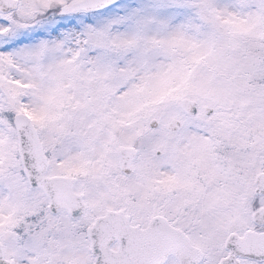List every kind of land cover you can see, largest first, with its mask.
Here are the masks:
<instances>
[{
    "label": "rangeland",
    "instance_id": "rangeland-1",
    "mask_svg": "<svg viewBox=\"0 0 264 264\" xmlns=\"http://www.w3.org/2000/svg\"><path fill=\"white\" fill-rule=\"evenodd\" d=\"M32 1L22 0L13 16L26 11L37 18L47 3H63ZM77 17L43 14L16 24L9 41L0 38V238L9 241L3 225L18 223V210L36 209L22 207L27 191L11 173L14 109L27 111L43 148L52 143L51 131L62 146L65 138L78 142L73 132L104 131L106 124L134 132L155 118L162 163L171 154L177 164L174 184L191 185L200 176L224 186L241 181L244 170L252 171V180L264 158L257 155L262 150L264 156V0H122L92 18ZM12 26L0 15V33ZM183 97L196 101L195 118L179 107ZM203 106L213 109L210 117L201 114ZM172 118L180 128L169 134L165 125ZM64 121L71 133L63 132V139L58 127ZM55 159L62 172L94 166L66 145ZM30 197L45 200L38 192ZM18 241L14 264H45L40 237ZM8 252L14 259L11 243Z\"/></svg>",
    "mask_w": 264,
    "mask_h": 264
},
{
    "label": "flooded vegetation",
    "instance_id": "flooded-vegetation-1",
    "mask_svg": "<svg viewBox=\"0 0 264 264\" xmlns=\"http://www.w3.org/2000/svg\"><path fill=\"white\" fill-rule=\"evenodd\" d=\"M157 127L116 137L112 133H81L77 145L86 161L94 165L92 169L66 167L72 170L62 172L52 155L48 176L74 179L72 192L80 195L82 214L74 219L63 209L43 215L36 209L22 212L14 235L4 240L7 250L15 238L33 241L40 237L39 260L45 264H85L88 226L112 211L139 227L154 217L180 219L182 230L202 252L196 264H218L224 258L228 264H264V213L252 219L256 209L264 210V192L256 189L250 178L222 186L197 176L191 185L174 184L178 170L168 156L162 163V131L157 132ZM121 147L134 150L126 164L118 156ZM230 220L233 222L221 230ZM49 248L56 249L54 256L48 254ZM168 260L174 261L172 257Z\"/></svg>",
    "mask_w": 264,
    "mask_h": 264
},
{
    "label": "water",
    "instance_id": "water-1",
    "mask_svg": "<svg viewBox=\"0 0 264 264\" xmlns=\"http://www.w3.org/2000/svg\"><path fill=\"white\" fill-rule=\"evenodd\" d=\"M116 1L118 0H72L62 6L60 12L63 14L91 12L103 9ZM14 7V1L0 0L1 12H7ZM180 105L186 113L191 115L196 113L195 101L185 98L180 101ZM202 112L204 115L209 116L212 109L204 106ZM149 125L154 126L155 121L151 120ZM14 126L18 140V154L20 156L23 172L29 185L42 187L45 194L50 199L49 208L52 211L57 207H66L70 210L72 216H76L80 212V208L75 206L76 202H72L66 197L70 196L72 199L74 198L70 193V185L66 187L65 185H60V183L57 182L58 179L54 180L42 177V173L46 168V161L36 138L35 131L30 125L27 116L22 113L16 114L14 116ZM178 127L179 122L177 120H171L166 128L169 131H175ZM120 153L125 160L132 156V151L128 149H123ZM256 181L257 185L261 186L263 178L258 176ZM64 187L65 191L63 190ZM69 202H71V205H69ZM110 215L106 216V218L113 217ZM113 219L114 224H116L117 220L115 218ZM100 221L101 220L94 221L93 227L88 231L90 251L95 257L92 264H159L160 262H163L167 254L172 253L177 257L176 253L178 251L189 250L190 247L186 238L178 230L171 228L170 231L162 232V234H160L159 230L152 228V226H149L144 230H138L129 227L125 221L119 224L121 229L118 232L110 230L111 232L109 235L113 239L122 238L118 251L112 252L109 251L105 245L100 247L96 241L95 227ZM161 237L162 250H160L161 248L159 244ZM179 237L183 244L179 243ZM181 258L182 259L178 258L179 264L187 262L185 255H182ZM0 264H9V262L3 258L1 246Z\"/></svg>",
    "mask_w": 264,
    "mask_h": 264
}]
</instances>
